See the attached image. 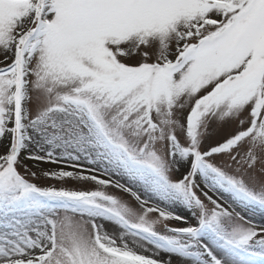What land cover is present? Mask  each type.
I'll return each instance as SVG.
<instances>
[{"label": "snow or ice", "instance_id": "snow-or-ice-1", "mask_svg": "<svg viewBox=\"0 0 264 264\" xmlns=\"http://www.w3.org/2000/svg\"><path fill=\"white\" fill-rule=\"evenodd\" d=\"M256 256L264 0H0V264Z\"/></svg>", "mask_w": 264, "mask_h": 264}, {"label": "rangeland", "instance_id": "rangeland-1", "mask_svg": "<svg viewBox=\"0 0 264 264\" xmlns=\"http://www.w3.org/2000/svg\"><path fill=\"white\" fill-rule=\"evenodd\" d=\"M28 163H29V165H31L32 162L29 161ZM56 167L57 166L55 164L41 162V163H39L38 168H35L33 170L34 171H38V173H39V172H41L43 170L55 169ZM66 170H68V169H66ZM33 182L37 183L40 186H55L57 188L62 187V186L63 187H74V188L91 187V185H88V184L81 185V184H78V183H76V182H74L72 180H66L63 183H61L60 181H57L55 179H45L43 177H41L39 179H36ZM109 191L115 192L116 190L110 188ZM209 194L211 195L212 193H209ZM261 211L262 210L257 208V209H255L253 211V213L255 214L254 215L255 217H247V216H245V218L246 219L250 218V219H252L254 221H259L260 217H261V215H259V214H261ZM184 214H187V213H184ZM168 223L170 224V226H177V227L184 226L181 222H178V221H175V220L169 221ZM158 227L162 228V226H158ZM254 259L256 260V264H262V262H264V257H261V256H256V257H254Z\"/></svg>", "mask_w": 264, "mask_h": 264}, {"label": "bare ground", "instance_id": "bare-ground-1", "mask_svg": "<svg viewBox=\"0 0 264 264\" xmlns=\"http://www.w3.org/2000/svg\"><path fill=\"white\" fill-rule=\"evenodd\" d=\"M238 210H240V209H238ZM243 215H245V216H247V217H255L254 215V213H242ZM259 215H261V214H259Z\"/></svg>", "mask_w": 264, "mask_h": 264}]
</instances>
